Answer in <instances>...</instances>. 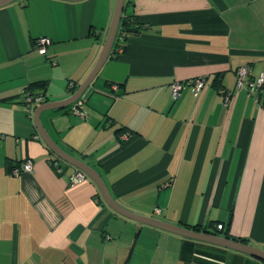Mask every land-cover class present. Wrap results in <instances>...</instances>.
Wrapping results in <instances>:
<instances>
[{"label":"crops","instance_id":"0c3cea01","mask_svg":"<svg viewBox=\"0 0 264 264\" xmlns=\"http://www.w3.org/2000/svg\"><path fill=\"white\" fill-rule=\"evenodd\" d=\"M116 1L0 8V264H264L117 214L45 141L41 127L136 214L264 249V98L236 90L239 67L264 75V0H126L143 28L81 96L86 117L71 104L37 124L92 72ZM196 78L207 81L198 94L173 98L174 82ZM38 83L46 98L30 113L22 93ZM28 160L30 172L8 169Z\"/></svg>","mask_w":264,"mask_h":264},{"label":"water","instance_id":"95a60500","mask_svg":"<svg viewBox=\"0 0 264 264\" xmlns=\"http://www.w3.org/2000/svg\"><path fill=\"white\" fill-rule=\"evenodd\" d=\"M15 1H17V0H0V8L6 6L10 3H13ZM65 1L76 2V1H81V0H65ZM125 3H126V0H117L116 1L112 22H111V25L109 27V31L107 33V37H106L103 49L101 51L100 57H99L96 65H95V67L93 68L92 72L90 73V75L86 79V81L82 84V86L79 88V90L77 92H75L72 96H70L66 100L61 101V102L48 103V104L44 105L42 108H40L39 112H37V115H36L37 124L39 123L38 115L40 114V112L42 110L60 109V108H65V107L73 104L76 100H78L84 94L86 89L91 85L92 81L97 76V74L99 73V71L102 68V66L104 65V63L110 57L112 48L114 46V43H115L117 35H118L120 23H121V20L123 17L124 9H125ZM41 128L44 130L43 131L41 129L42 135H43L45 141L47 142V144L49 145V147L51 148V150L55 154H57L61 159H63L67 163L75 166L76 168H78L79 170L84 172L87 176H89L98 186L104 201L117 214L124 216L126 218H129L131 220H134L140 224L155 226V227H158L162 230H165V231H168V232H171V233H174V234L186 237V238H190V239L210 243L213 245H217L220 247H224L227 249L235 250V251H238V252H241L244 254H248L250 256L256 257V258L264 261V249H261L259 247L254 246V245L247 244V243L239 241V240L230 239V238H226V237L219 236L216 234L208 233V232H202V231L188 229V228L178 226V225H173V224L167 223L165 221H162V220H159V219H156L153 217H147V216L136 214V213L126 209L125 207L120 205L112 197V195H111L108 187L106 186L104 180L102 179L101 175L94 168H92L91 166L87 165L86 163L80 161L79 159L69 155L68 153H66L62 149H60V147H58L50 139V137L47 134V132L45 131V129L43 127H41Z\"/></svg>","mask_w":264,"mask_h":264},{"label":"built area","instance_id":"2783aa9c","mask_svg":"<svg viewBox=\"0 0 264 264\" xmlns=\"http://www.w3.org/2000/svg\"><path fill=\"white\" fill-rule=\"evenodd\" d=\"M118 44L117 50L118 54L122 53L124 50L123 44L124 40L123 37L119 36L116 38L115 41ZM52 41L49 38L42 37L35 41V49L41 55H46L47 47L51 45ZM250 77V78H249ZM236 90H245L248 94L254 98V100L259 103L261 98H264V75H260L259 77L252 78L251 77V68L247 65L241 66L237 69L236 72ZM207 81L204 78H196V79H189L186 81H176L171 85L172 96L174 99H177L184 90L185 87L191 86L193 87L196 94H198L206 85ZM113 90L117 91L118 86L114 85ZM222 95L224 96V102L228 104L230 101V97L232 96V92L223 90ZM46 98L44 93L32 94L30 91H24L22 93V102L24 103L26 110L32 113L38 105L42 104ZM86 103V98L81 97L77 101L73 103L71 107V112L75 115H78L82 118L86 117V113L83 110L84 104ZM33 162L31 160L26 161L24 164L18 167H14L12 172L17 175L21 171L23 172H30L32 171ZM55 166L58 170H61V163L56 161ZM87 175L82 172L78 171L76 175L73 177L74 182H80L84 180ZM159 212V210H156ZM216 229L223 230L224 224L218 223L216 224Z\"/></svg>","mask_w":264,"mask_h":264},{"label":"trees","instance_id":"16d2710c","mask_svg":"<svg viewBox=\"0 0 264 264\" xmlns=\"http://www.w3.org/2000/svg\"><path fill=\"white\" fill-rule=\"evenodd\" d=\"M128 2L129 1H126V3H125L124 13H123V17H122V20H121V23H120L118 35H117V37H119V36L123 37V40L124 41L127 40V37H128L129 34H131V33H138L143 28V25L138 21V19L136 18V16L125 14V10H126V7H127ZM117 47H118V44L115 42L114 43V46L112 48L111 54H110V58H115V57H117L119 55L118 54ZM123 48H125V43L123 44ZM35 86H37L36 89L34 87L33 88L32 87H29L25 91H30L32 94H38V93H43V91H45L46 90V87H47L44 83H38ZM123 131H124L123 129H120V130H118V133H121ZM53 164L55 165V162ZM18 166H20V164H18L17 166H14V165L10 164L8 166V169L12 170L14 167H18ZM224 229H225V227H224ZM216 230L219 233H221V234L223 232V230H218V229H216ZM226 238H229V237H226ZM242 242H245V240H243Z\"/></svg>","mask_w":264,"mask_h":264}]
</instances>
